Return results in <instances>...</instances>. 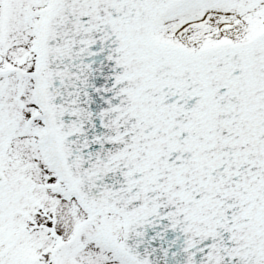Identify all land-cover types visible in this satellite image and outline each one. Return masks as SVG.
I'll list each match as a JSON object with an SVG mask.
<instances>
[{"label":"snow or ice","instance_id":"obj_1","mask_svg":"<svg viewBox=\"0 0 264 264\" xmlns=\"http://www.w3.org/2000/svg\"><path fill=\"white\" fill-rule=\"evenodd\" d=\"M0 264H264V0H0Z\"/></svg>","mask_w":264,"mask_h":264}]
</instances>
